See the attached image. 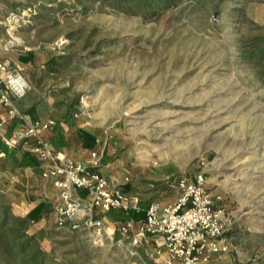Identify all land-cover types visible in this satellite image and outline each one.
I'll use <instances>...</instances> for the list:
<instances>
[{
	"label": "rangeland",
	"instance_id": "obj_1",
	"mask_svg": "<svg viewBox=\"0 0 264 264\" xmlns=\"http://www.w3.org/2000/svg\"><path fill=\"white\" fill-rule=\"evenodd\" d=\"M0 23L42 70L18 99L44 103L32 114L107 138L145 210L180 200L169 181L203 173L231 245L210 264H264V60L247 59L264 40V0H181L155 16L98 0H0ZM25 207L0 183L1 216ZM28 233L44 264H164L118 233L96 245L88 229L39 219ZM12 239L0 229V264H23Z\"/></svg>",
	"mask_w": 264,
	"mask_h": 264
},
{
	"label": "built area",
	"instance_id": "obj_2",
	"mask_svg": "<svg viewBox=\"0 0 264 264\" xmlns=\"http://www.w3.org/2000/svg\"><path fill=\"white\" fill-rule=\"evenodd\" d=\"M27 85L19 69L0 61V103L6 111L0 127L5 121H25L15 102L25 96ZM50 126L43 120L24 122V128L10 141L22 145L23 151L37 155L47 165L43 176L52 177L59 191L55 207L58 227L88 229L96 245L114 241L118 233L128 239L133 255L143 245H150L151 257L164 264H210L215 255L230 250V242L224 237L223 210L216 205L220 196L214 197L208 190L203 173L193 180L181 177L169 181L170 187L181 192L177 203L154 202L141 221L111 223L106 216L114 210L141 212L139 197L113 185L99 171L101 161L96 153L90 165L59 156L43 136Z\"/></svg>",
	"mask_w": 264,
	"mask_h": 264
},
{
	"label": "crops",
	"instance_id": "obj_3",
	"mask_svg": "<svg viewBox=\"0 0 264 264\" xmlns=\"http://www.w3.org/2000/svg\"><path fill=\"white\" fill-rule=\"evenodd\" d=\"M5 26L0 23V61L10 62L12 68L21 70L29 83L28 90L35 89L38 83L37 78L42 73L41 69L35 68L37 58L15 49L17 43L9 41V25L5 24ZM16 104H28L27 108L22 110L24 122L43 120L51 124L50 129L46 130L43 136L59 156L90 165L92 154L96 153L101 161L99 171L113 185L124 191L123 186L127 183L123 181V174L119 170L120 158L111 157L113 148L107 142V138L103 139L87 130L71 117L59 118L53 114L43 116L39 113L32 114V109L36 110L44 104L39 100H16ZM5 118L6 111L0 103V123ZM24 122L5 121L3 127H0V183H7L16 202L20 201L26 206L22 217L30 216L32 221L39 219L56 224L55 207L59 201V191L54 186L52 177L43 176L47 165L37 155L23 151L22 145H13L10 141L17 131L24 128ZM79 193L85 195L84 191ZM142 210L146 212L145 209L142 208ZM128 214L121 210H114L106 217L111 223H121L127 219L137 222L143 220L139 213H133L132 216L127 217Z\"/></svg>",
	"mask_w": 264,
	"mask_h": 264
},
{
	"label": "trees",
	"instance_id": "obj_4",
	"mask_svg": "<svg viewBox=\"0 0 264 264\" xmlns=\"http://www.w3.org/2000/svg\"><path fill=\"white\" fill-rule=\"evenodd\" d=\"M119 7L128 14L143 13L144 15H157L161 11L174 7L181 0H98ZM198 3L213 2L215 0H196ZM261 40V39H260ZM247 59L264 60V40L256 43L251 52L247 53ZM126 191V186H123ZM30 216L21 217L12 214L7 208L4 209L3 216L0 215V229L9 230L13 239L9 243L8 249L12 251L17 247V254L21 256L23 264H44L45 253L35 248L28 252L34 245L35 235H30L28 230L31 226Z\"/></svg>",
	"mask_w": 264,
	"mask_h": 264
}]
</instances>
